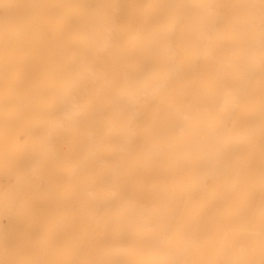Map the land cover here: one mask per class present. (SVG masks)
Masks as SVG:
<instances>
[{
	"label": "bare ground",
	"instance_id": "1",
	"mask_svg": "<svg viewBox=\"0 0 264 264\" xmlns=\"http://www.w3.org/2000/svg\"><path fill=\"white\" fill-rule=\"evenodd\" d=\"M0 264H264V0H0Z\"/></svg>",
	"mask_w": 264,
	"mask_h": 264
}]
</instances>
